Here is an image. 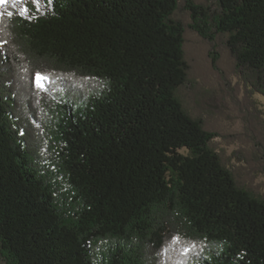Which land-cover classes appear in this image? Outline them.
Instances as JSON below:
<instances>
[{"label":"trees","instance_id":"trees-1","mask_svg":"<svg viewBox=\"0 0 264 264\" xmlns=\"http://www.w3.org/2000/svg\"><path fill=\"white\" fill-rule=\"evenodd\" d=\"M184 1L264 96V0ZM180 6L0 4L2 264H264V193L180 95Z\"/></svg>","mask_w":264,"mask_h":264},{"label":"rangeland","instance_id":"rangeland-1","mask_svg":"<svg viewBox=\"0 0 264 264\" xmlns=\"http://www.w3.org/2000/svg\"><path fill=\"white\" fill-rule=\"evenodd\" d=\"M214 7L213 0H195ZM177 17L185 28L190 82L180 89L185 106L214 133V145L232 164L238 179L264 193V96L251 93L237 73L227 37L205 36L190 27L184 0ZM2 264V262H0Z\"/></svg>","mask_w":264,"mask_h":264},{"label":"snow or ice","instance_id":"snow-or-ice-1","mask_svg":"<svg viewBox=\"0 0 264 264\" xmlns=\"http://www.w3.org/2000/svg\"><path fill=\"white\" fill-rule=\"evenodd\" d=\"M7 0H0V4H3V3H6ZM48 2L50 3L51 0H48ZM33 3L37 5V10H39V4H40V0H33ZM25 12H27V8L24 9ZM9 16L12 15L11 12L8 13ZM48 77L47 76H44L40 73H37L36 74V83H37V86L40 87V88H43L44 87V84H43V81L44 80H47ZM176 240H179L180 238L179 237H176L175 238ZM185 251H187V249H185Z\"/></svg>","mask_w":264,"mask_h":264}]
</instances>
